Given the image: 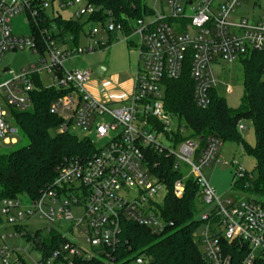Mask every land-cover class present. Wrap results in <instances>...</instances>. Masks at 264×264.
I'll return each instance as SVG.
<instances>
[{
	"label": "built area",
	"instance_id": "obj_1",
	"mask_svg": "<svg viewBox=\"0 0 264 264\" xmlns=\"http://www.w3.org/2000/svg\"><path fill=\"white\" fill-rule=\"evenodd\" d=\"M148 1L159 3L161 11L149 8ZM243 1L144 0L146 7L142 8L141 17L126 22L112 17L99 20L107 40L97 39L98 30L90 29L85 34L89 39L86 48H63L46 30L45 54L50 63L44 69L51 84H43L65 92L51 104V112L61 118L58 132L73 134L71 130L76 128L82 134L80 139L89 140L94 146L95 139H105L106 143L101 148L95 147L90 155L65 159L57 167L49 188L30 201L31 207L22 208V198L2 200V214L7 222L19 227L15 228L16 237L26 235L27 225L23 222L34 214L49 224L47 233L54 231L62 236L64 241L52 256L35 264H74L76 259H100L103 264H148L139 254H132L127 262L116 261L115 250L121 243L126 221L157 235L165 234L172 225L162 216L163 205L155 201L166 185L154 173L158 163L151 161L153 154L172 156L176 169L186 170L184 177L174 183L176 197H183L188 176L196 179L199 202L208 207L199 214L202 225L195 237L208 263L232 264L226 248L234 242L247 248L243 264L264 259V205L252 196L219 200L202 168L218 161L222 142L213 136L202 147L191 138L177 142L175 133L184 132V128L180 123L176 129L172 128L174 117L165 107L166 82L179 79L187 65L194 82L195 103L206 109L211 104L212 93H217L214 64L241 62L255 52L264 53V8L256 21L241 17L238 23L232 22V14ZM75 3L85 6L75 11L74 18L90 17L96 12L85 0L63 1L62 6ZM47 5L48 0H41L42 8L46 9ZM22 11L34 16L37 10L31 9V0H0V56L8 49L28 47L38 51L34 38L18 39L12 35L10 21ZM112 34L124 35L127 41L133 36L137 38L136 42L131 41L138 53L133 95L116 102L122 103L117 107L91 96L85 87L90 71L67 70L63 66L76 54L107 46ZM35 74L43 82L40 71L31 68L0 84V140L5 145L16 144L19 133L10 110L5 107L20 110L31 107ZM242 129L245 126L239 123V130ZM245 175L246 170L238 167L236 179ZM132 190L137 194L133 199L128 196ZM74 207L83 209L79 220L71 214ZM68 221L72 225L64 231ZM75 230L90 244L92 254L70 236ZM6 238L0 236L3 243L0 264H28L18 249L4 242Z\"/></svg>",
	"mask_w": 264,
	"mask_h": 264
},
{
	"label": "trees",
	"instance_id": "obj_2",
	"mask_svg": "<svg viewBox=\"0 0 264 264\" xmlns=\"http://www.w3.org/2000/svg\"><path fill=\"white\" fill-rule=\"evenodd\" d=\"M61 2L67 0H60ZM96 8L88 21L98 22L112 17L126 22L142 16L144 0H85ZM41 0H31V9L37 10L34 16L27 13L32 34L38 51L42 55L47 50V39L59 38L63 43L67 33H72L73 42L83 31L82 17L63 19L61 16L50 20L46 9L40 6ZM52 22L56 23L58 33L50 32ZM244 68V94L238 108H229L224 98L212 93V101L208 108H199L193 97L194 82L188 65L177 80L166 82L165 107L169 114L178 118L184 132L175 133L176 141L191 138L202 147L210 136L221 142L234 141L240 143L244 154L256 161L257 176L246 170V175L236 179V188L254 197L264 205V53L255 52L242 59ZM35 88L31 92L32 105L27 110L10 108L20 136L28 140L23 146L19 141L12 149L0 152V201L16 199L22 196L30 201L38 199L47 190L56 176V170L65 159L90 155L95 146L89 141L79 139L76 135L65 132L54 134L61 124V118L51 112V104L65 92L45 87L40 75H34ZM182 120L184 121L182 125ZM250 121L253 124L256 143H246L239 130V123ZM188 131L187 133L185 131ZM186 133V134H185ZM151 161L157 162L155 175L166 185L167 195L161 212L163 218L172 225L165 234L157 235L151 230L126 221L123 224L121 243L115 250L116 261L127 262L132 254L142 255L148 264H210L202 253L195 237L202 221L200 214V188L193 176L185 179V193L178 198L173 193L176 180L184 177L185 171L176 169V161L172 156L151 155ZM0 215V224L2 222ZM19 229L18 226L15 227ZM26 238L39 249L44 258L52 256L56 248L64 241L54 231L41 236L40 233H26ZM232 258V264H243L247 248L240 243H231L226 248ZM100 259H76L74 264H103ZM255 264H264L259 259Z\"/></svg>",
	"mask_w": 264,
	"mask_h": 264
},
{
	"label": "rangeland",
	"instance_id": "obj_3",
	"mask_svg": "<svg viewBox=\"0 0 264 264\" xmlns=\"http://www.w3.org/2000/svg\"><path fill=\"white\" fill-rule=\"evenodd\" d=\"M220 1V0H219ZM148 7L155 9L156 12L161 11L159 3L154 1H148ZM84 3H75L71 6L64 7L60 0H48L46 7V14L50 20L55 19L57 16H61L67 20L73 17V14L80 7H84ZM262 8H264V0H244L237 8L236 12L232 14V22L238 23L241 17H246L249 20L256 21L262 14ZM84 23L83 31L80 32L76 43L73 42L72 33H67V42L63 43L59 38L56 39L58 44L63 48L75 49L86 48L89 44V39L85 34L90 29H97V39L104 38L107 40V34L104 32L102 22L88 21V16L82 17ZM10 29L13 37L18 39L32 38V29L29 22L26 11H22L16 14L10 21ZM50 32L58 33L56 29V23L52 22V27L49 28ZM126 36L121 34H112L111 40L107 46L98 48L94 52H85L82 54H76L75 57L67 59L63 66L67 70L81 69L90 71V77L85 83V87L93 98L99 102H110L112 106L117 107L122 103H116L121 100L129 99L133 95L135 77L138 69V53L137 49L131 43L136 42L135 36L127 41ZM44 60L46 62H44ZM50 60L48 55L45 57L40 51L36 49H30L28 47L17 50H5L0 56V84L6 80L12 79L15 75L21 74L23 70L34 68L40 71L43 83L46 85L51 84L50 75L45 71L46 64H49ZM105 68L104 72H99V67ZM213 70L217 79V94L224 98L229 108L236 109L241 104V99L244 94V68L240 61L233 63H225L221 65L214 64ZM228 87L231 88L228 91ZM5 107V106H4ZM7 111L8 108L5 107ZM179 119L174 118L172 120V128L176 129L179 126ZM184 121L182 120V125ZM243 125L245 129L240 130V134L243 140L249 145H255L256 135L252 122L244 121ZM79 139L82 138V134L76 128L71 130ZM188 132L187 130L185 131ZM54 134L58 133V129L53 131ZM185 133V134H186ZM18 146H23L28 143V140L20 136L18 133ZM95 147L101 148L106 143V140H94ZM167 144V141L164 140ZM11 146H6L0 140V152L12 149ZM256 161L253 157L244 154L242 145L234 141H224L219 150L218 161H214L211 166H204L202 173L208 180L209 184L216 191V195L219 200L224 202L227 198L246 199L250 197V194L236 188L233 183V176L236 173L238 167L243 168L252 173L253 177L257 176L255 171ZM166 189L161 190L157 197L156 202L164 204L166 199ZM130 198L137 196L135 191L128 193ZM20 206L22 208L31 207L28 197H21ZM208 206L199 204L200 211H203ZM2 202L0 201V215L2 222L0 224V236L6 235L7 238L4 242L13 249H18L21 252L22 257L28 264H35L44 258L43 253L37 249L26 236L19 235L16 237V230L13 225H10L5 215L2 214ZM73 218L79 220L83 216V209L80 207H74L71 209ZM199 217V215L197 216ZM27 225V233H40L41 236L47 235V228L49 224L41 218L38 214H34L26 221L23 222ZM72 225L70 221L65 223L64 231ZM13 234V237H9ZM77 243L81 245L89 254L93 253L90 244L83 241L82 237L76 230L71 234ZM0 240V246H2ZM49 264H62V263H49Z\"/></svg>",
	"mask_w": 264,
	"mask_h": 264
},
{
	"label": "crops",
	"instance_id": "obj_4",
	"mask_svg": "<svg viewBox=\"0 0 264 264\" xmlns=\"http://www.w3.org/2000/svg\"><path fill=\"white\" fill-rule=\"evenodd\" d=\"M104 71H105V68H104V67H102V66H100V67H99V72H101V73H102V72H104Z\"/></svg>",
	"mask_w": 264,
	"mask_h": 264
}]
</instances>
